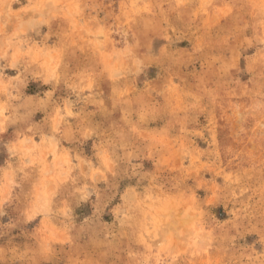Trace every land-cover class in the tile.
I'll list each match as a JSON object with an SVG mask.
<instances>
[{
	"label": "clouds",
	"instance_id": "clouds-1",
	"mask_svg": "<svg viewBox=\"0 0 264 264\" xmlns=\"http://www.w3.org/2000/svg\"><path fill=\"white\" fill-rule=\"evenodd\" d=\"M0 264H264V0H0Z\"/></svg>",
	"mask_w": 264,
	"mask_h": 264
},
{
	"label": "rangeland",
	"instance_id": "rangeland-1",
	"mask_svg": "<svg viewBox=\"0 0 264 264\" xmlns=\"http://www.w3.org/2000/svg\"><path fill=\"white\" fill-rule=\"evenodd\" d=\"M251 239V238H250Z\"/></svg>",
	"mask_w": 264,
	"mask_h": 264
}]
</instances>
